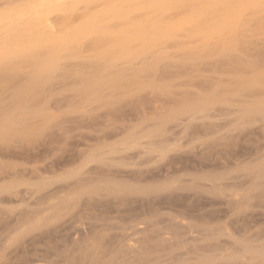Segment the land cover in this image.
Masks as SVG:
<instances>
[{
	"label": "rangeland",
	"instance_id": "obj_1",
	"mask_svg": "<svg viewBox=\"0 0 264 264\" xmlns=\"http://www.w3.org/2000/svg\"><path fill=\"white\" fill-rule=\"evenodd\" d=\"M0 264H264V0H0Z\"/></svg>",
	"mask_w": 264,
	"mask_h": 264
},
{
	"label": "bare ground",
	"instance_id": "obj_2",
	"mask_svg": "<svg viewBox=\"0 0 264 264\" xmlns=\"http://www.w3.org/2000/svg\"><path fill=\"white\" fill-rule=\"evenodd\" d=\"M44 1V0H43ZM98 1V0H97ZM191 1V0H190ZM57 2V1H56ZM73 2V1H72ZM170 2V1H169ZM195 2V1H194ZM205 2V1H204ZM53 3V2H52ZM58 3V2H57ZM82 3V2H81ZM59 4V3H58ZM56 5V4H55ZM98 5V4H97ZM163 5V4H162ZM45 6V5H44ZM43 6V7H44ZM59 6V5H58ZM51 7V8H48V9H44V10H42V9H39V10H35L34 11V13L36 14L37 13V15L41 18V17H44L45 15H48L49 13H51V12H54L55 13V11H59V9L61 8V6H59V7ZM25 7V6H24ZM40 7H42L41 5H40ZM34 8H36L35 6H34ZM82 8V7H81ZM82 9H84V8H82ZM95 9V8H94ZM120 10V9H119ZM78 12V11H77ZM114 12V11H113ZM80 13V12H79ZM86 13V12H85ZM12 14V13H11ZM80 14H82V13H80ZM37 15H35V16H37ZM67 17V16H66ZM46 18V17H45ZM13 19V18H12ZM19 19V18H18ZM74 19V18H73ZM78 19H79V17H78ZM47 21H48V19H47ZM51 21V20H50ZM88 25V24H87ZM52 26V25H51ZM26 37V36H25ZM19 51V50H18ZM24 51H26V49L24 50ZM20 52H21V54H22V51L20 50ZM27 52V51H26ZM26 52H23V55L22 56H24V53H26ZM29 52H30V50H29ZM29 52H28V54H29ZM15 53H17V51H15ZM31 54V53H30ZM21 56V55H20ZM46 74V73H45ZM11 77V76H10ZM36 84V80L35 81H31L28 85H27V87H26V90H28L29 88H31L32 86H34ZM33 88V87H32ZM238 253V252H237ZM234 257H236V256H234Z\"/></svg>",
	"mask_w": 264,
	"mask_h": 264
}]
</instances>
